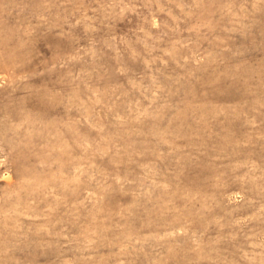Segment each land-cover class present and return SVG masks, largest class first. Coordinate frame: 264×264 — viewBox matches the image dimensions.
I'll list each match as a JSON object with an SVG mask.
<instances>
[{"label": "rangeland", "instance_id": "obj_1", "mask_svg": "<svg viewBox=\"0 0 264 264\" xmlns=\"http://www.w3.org/2000/svg\"><path fill=\"white\" fill-rule=\"evenodd\" d=\"M0 264H264V0H0Z\"/></svg>", "mask_w": 264, "mask_h": 264}]
</instances>
